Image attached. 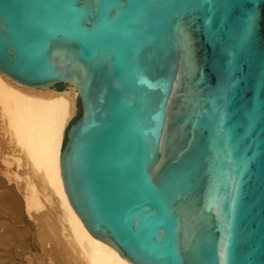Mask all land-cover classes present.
<instances>
[{
    "label": "water",
    "instance_id": "1",
    "mask_svg": "<svg viewBox=\"0 0 264 264\" xmlns=\"http://www.w3.org/2000/svg\"><path fill=\"white\" fill-rule=\"evenodd\" d=\"M0 72L76 90L60 169L93 236L264 264V0H0Z\"/></svg>",
    "mask_w": 264,
    "mask_h": 264
},
{
    "label": "bare ground",
    "instance_id": "2",
    "mask_svg": "<svg viewBox=\"0 0 264 264\" xmlns=\"http://www.w3.org/2000/svg\"><path fill=\"white\" fill-rule=\"evenodd\" d=\"M52 89L53 88H33L24 86L9 79L0 72V106L3 107L2 112H4V115H2V117L5 116L7 120L6 122L7 124H9V128L12 129L13 135H15L14 137L16 138V143L19 144V149L23 151V153H26L25 156L27 155V160L29 159L30 161L31 159L32 162H30L33 163L35 167L41 169L44 177L43 181H46L51 185L53 193H55V195L57 196L58 205L56 208L60 216L59 223L61 224V227L59 228L63 229V232H61L62 234L64 233V231L67 234L65 235V237H67V241L69 243L68 246L69 248L71 247L72 250L68 251L66 249L65 252H62L61 257H57L58 259L56 261L54 260V257L56 259V256H51L52 258L50 256L49 257L55 261L52 262L53 264H132L128 259L122 256L118 252V250L111 244L93 236L69 203L63 187L59 157L61 153L65 127L68 123L69 118L73 117L76 111L75 101L77 92L73 87H69V90L65 91H55ZM32 187L30 189L31 192L35 188L34 187L32 189ZM33 193H35V197L38 196L36 192ZM45 196L46 198L49 197L47 195ZM32 197L33 200H35L34 196ZM23 198L26 199L25 196ZM9 199H11V197ZM8 201L6 203L10 204L8 203ZM37 202L38 201H36V203ZM28 203L26 202L27 208H31L30 204ZM14 209L15 211L12 210L13 215L14 212H16V208ZM57 210L55 211L57 212ZM16 237L18 238L15 240L13 239L15 245L25 241L23 235L17 234ZM64 241L65 238L64 240L61 239L59 241V244L63 243L65 245L66 243H64ZM40 245L41 244H39V246ZM30 250L31 249L29 248V250H27L25 253L30 254L32 251ZM49 252L52 253V250ZM32 254L34 255L35 253L32 252ZM45 257L43 259H45ZM23 258L25 257H22V261ZM50 258L47 260H50ZM3 262V264H7L9 261ZM32 262L29 264L34 263ZM49 262L51 264V261ZM44 263H48V261Z\"/></svg>",
    "mask_w": 264,
    "mask_h": 264
},
{
    "label": "rangeland",
    "instance_id": "3",
    "mask_svg": "<svg viewBox=\"0 0 264 264\" xmlns=\"http://www.w3.org/2000/svg\"><path fill=\"white\" fill-rule=\"evenodd\" d=\"M63 86L64 87L62 90L54 89L56 88V86L52 90L55 91L69 90V87L65 85ZM75 106H76V101H75ZM2 109L3 107L0 106V264L1 263L3 264L4 263L3 261L10 262V263L8 262L7 264H16L17 261H18L17 264L18 263L29 264L32 261L34 262V263L32 262L33 264L35 263L50 264L49 261H51V264H53L52 262H55L59 257H61L62 252H65L66 249L68 251H72L71 247L69 248L68 246L69 243L67 241V237H65V235L67 234L64 231L63 233L64 235H63L61 233L63 232L62 231L63 229L59 228L61 227L60 226L61 224L59 223L60 216L56 208L58 205L57 196L55 195V193H53L52 191L53 189L51 185L46 181L45 182L43 181L44 177L41 169L35 167V165L31 163L32 162L31 159H30L31 162L29 161V159L27 160L26 157L27 155L25 156L26 153L25 152L23 153V151L19 149L20 148L19 144L16 143V138L14 137L15 135H13L12 129L9 128V124H7L6 122L7 120L5 116L2 117V115H4ZM31 187L32 189L34 187L36 189L34 188L31 192L30 190ZM33 192H36L38 196L35 197V193ZM31 195L34 196L35 200H33V197ZM45 195L49 197L46 198ZM24 196L26 199L23 198ZM29 196H31L32 198ZM8 197L9 198L11 197V199H9ZM37 197L38 198L40 197L39 200ZM28 199H29V203H28ZM45 199H48L49 201ZM7 201L10 204H7L6 203ZM36 201L38 202L36 203ZM13 202L15 203L17 202V203L15 204ZM26 202L30 204L31 208H27ZM14 208H16V212H14L13 215L12 210L15 211ZM55 210H57V212ZM17 234L23 235L25 241L15 245L14 240L18 238L16 237ZM64 238L66 241V242L64 241V243H66L67 245L66 244L64 245L63 243H62L63 245L59 244V241L61 239L64 240ZM39 244L41 245L39 246ZM28 247L32 250V251L30 250L31 251L30 254L25 253L27 250H29ZM38 250H39V254H38ZM51 250L52 253L49 252ZM32 252H34L35 254L33 255ZM49 256L50 257L56 256V259L54 257L55 261L52 260L51 259L52 257L50 258ZM22 257H25L23 258L24 262L22 261ZM44 257L45 259H43ZM35 258L37 259V261L38 260L39 261L43 260V261L42 262L38 261L37 263ZM46 258L47 259L50 258V260H47ZM47 261L48 263H44Z\"/></svg>",
    "mask_w": 264,
    "mask_h": 264
},
{
    "label": "trees",
    "instance_id": "4",
    "mask_svg": "<svg viewBox=\"0 0 264 264\" xmlns=\"http://www.w3.org/2000/svg\"><path fill=\"white\" fill-rule=\"evenodd\" d=\"M79 116H80V111L78 112V115H77L76 119H77ZM76 119H75V120H76ZM75 120H74V121H75ZM74 121H73V122H74ZM73 122H72V123H73ZM67 128H68V127H67ZM65 141H66V137H64V142H63V144L65 143Z\"/></svg>",
    "mask_w": 264,
    "mask_h": 264
}]
</instances>
